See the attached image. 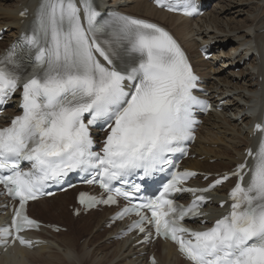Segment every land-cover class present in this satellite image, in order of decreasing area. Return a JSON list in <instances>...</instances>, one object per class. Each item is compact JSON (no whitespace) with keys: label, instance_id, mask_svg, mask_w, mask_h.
Returning <instances> with one entry per match:
<instances>
[{"label":"snow or ice","instance_id":"snow-or-ice-1","mask_svg":"<svg viewBox=\"0 0 264 264\" xmlns=\"http://www.w3.org/2000/svg\"><path fill=\"white\" fill-rule=\"evenodd\" d=\"M155 3L184 15L196 10L190 0ZM100 16L94 0H39L28 32L0 56V105L19 91L21 109L0 127V185L18 198L10 226L0 227L5 248L10 241L33 246L22 235L39 227L26 214L28 202L50 195L45 189L72 173L92 174L85 182L109 193L106 199L80 193L79 202L93 207L129 198V191L113 189L114 181L129 184L131 177L143 181L170 171L172 156L187 154L184 145L194 139V110L210 107L194 94L198 77L169 31L116 11ZM97 125L105 135L94 151ZM254 131L261 134L258 143L231 173L207 188H185L196 173L173 171L158 195L126 206L117 217L135 213L129 230L154 228L188 264H264V123ZM229 176L236 182L226 213L203 230L185 227V218L207 216L203 194ZM132 187L140 191V185ZM183 192L200 195L188 206L170 198ZM151 238L148 232L144 242Z\"/></svg>","mask_w":264,"mask_h":264},{"label":"bare ground","instance_id":"bare-ground-1","mask_svg":"<svg viewBox=\"0 0 264 264\" xmlns=\"http://www.w3.org/2000/svg\"><path fill=\"white\" fill-rule=\"evenodd\" d=\"M9 1L11 4L4 5L0 0V29L6 28L0 47L16 37L25 26H22L19 12L23 8L31 12L39 3V0ZM213 1L203 0L207 6ZM109 5L152 19L171 29L190 53L195 69L204 79L208 97L215 103L223 102L221 112L214 111L203 117L204 122L197 131L192 147V153H196V156L187 159L185 165L215 173L229 169L242 160V151L258 140V134L253 135L252 129L255 122H260L264 105V0H219L197 19H183L163 12L146 0H109ZM243 10L246 16L241 21L235 19ZM228 11L230 19L222 16ZM24 21L26 24L28 18ZM229 38L232 41L225 43L226 47L230 46L227 50L219 47L224 43L220 39ZM202 44L215 49L214 61L221 60V71H218L221 69L219 67L217 70L212 68L211 60L205 61L198 56L196 48ZM236 61L241 63L243 69L235 73ZM210 159H213L211 163L208 162ZM225 188L217 189V199L224 196ZM69 196L70 191H66L34 201L28 206L31 211L63 215L64 223L34 216L43 222L61 223L67 227L66 232L36 234L48 239L50 244L33 250H7L0 254V264H147L146 256L132 258L140 249L126 239L113 241L112 229L104 228V234H101L100 229L111 209L91 211L89 217L82 215L74 218L63 211ZM208 209L214 210L213 218L219 215L214 204L209 205ZM51 214L45 215L48 218ZM79 233H86L80 245L74 240ZM153 250L157 257L156 264H188L167 243L157 241Z\"/></svg>","mask_w":264,"mask_h":264},{"label":"rangeland","instance_id":"rangeland-1","mask_svg":"<svg viewBox=\"0 0 264 264\" xmlns=\"http://www.w3.org/2000/svg\"><path fill=\"white\" fill-rule=\"evenodd\" d=\"M1 2H3L4 5L11 4L9 0H1ZM218 2H219V0H214L211 4H209V7H208V8H211L212 6H214L213 4H215V3L218 4ZM215 13L218 14V11H216ZM222 16H223L224 18L230 19V18H231L230 11L225 12L224 14H222ZM245 16H246V12H245V10H243L242 12H239V14L237 15V17H235V19H238V20L241 21ZM230 38H231V37H230ZM230 38H229L228 40H226V39H220L221 41H224V43H223L221 46H219V47H221L222 49L226 48V50H227L230 46L226 47L225 43H226V42H229V44H230L231 41H232ZM214 39H217V38H214ZM1 41H2V40H1ZM1 41H0V42H1ZM214 60H215V59L212 58V68H213L214 70H217V69L221 68L220 70H218V71H221L222 68H223V67L221 66V60H220V61H219V60H218V61H217V60L214 61ZM213 64H214L215 66H214ZM218 67H219V68H218ZM238 67H241V66L238 65ZM239 71H240V70H239ZM234 72H235V71H234ZM235 73H236V72H235ZM208 162H209V163L212 162V159L208 160ZM70 203H72V193H70V196H69V198L67 199L65 205H63V211H64L67 215H70V210L68 209V205H69ZM32 213H34L36 216H39V217H41V218H43V219H50V220H53V221H57V222H62V223H64V221H63V215H61V214H51V213H49V212L41 213V212H36V211H33V210H32ZM45 214H46V215H47V214H51L52 216L47 218ZM87 217H89V216H87ZM100 232H101V234H104L103 231H100ZM85 234H86V233H79V234L75 235L74 240H75L76 243H78V245H80V244L83 243V241H84V239H85Z\"/></svg>","mask_w":264,"mask_h":264}]
</instances>
